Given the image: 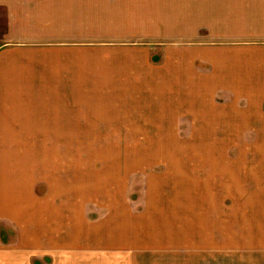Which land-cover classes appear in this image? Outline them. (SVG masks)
Wrapping results in <instances>:
<instances>
[{
    "label": "rangeland",
    "instance_id": "1",
    "mask_svg": "<svg viewBox=\"0 0 264 264\" xmlns=\"http://www.w3.org/2000/svg\"><path fill=\"white\" fill-rule=\"evenodd\" d=\"M11 2L16 16L0 9V46L20 45L10 65L32 82L0 84V116L31 112L32 132L0 148V169L11 163L28 178L16 180L17 199L53 207L62 222L24 249L31 224L18 215L28 206L10 198L0 264H56L74 252L110 264H264V76L227 77L220 66L243 55L223 41L219 0ZM153 178L162 204L152 206ZM147 215L167 219L162 237ZM124 225L114 246L66 238Z\"/></svg>",
    "mask_w": 264,
    "mask_h": 264
},
{
    "label": "crops",
    "instance_id": "2",
    "mask_svg": "<svg viewBox=\"0 0 264 264\" xmlns=\"http://www.w3.org/2000/svg\"><path fill=\"white\" fill-rule=\"evenodd\" d=\"M219 2L222 4L221 8V16H220V27H221V33L222 37L224 38L223 41L229 45L237 46L236 52L239 55L240 53L243 56H237L238 58L231 56L227 59H224L220 64L225 65L226 74L227 77H230L231 75H235L236 77H242L243 74L246 78H252L255 82V76H264V0H219ZM7 6L10 9L9 14L12 16H16V7L17 5L15 3H10V0H0V9L5 8ZM7 8V9H8ZM225 10V11H224ZM224 11V12H223ZM4 12V11H3ZM77 12V10H76ZM208 17H206L205 24L207 23ZM227 29V30H224ZM20 45H12L10 43H6L2 46H0V84L3 82L8 83H26V82H32V81H26L22 79L23 76L29 75V72L18 74L16 72L17 66H11L10 63L13 61H21L22 55H20L19 49H15L19 47ZM32 48V47H31ZM30 54H32V49L30 51ZM230 52V51H226ZM253 53V58L249 59L246 56V53ZM32 58V57H31ZM76 65H74L75 67ZM235 73V74H233ZM3 76H13L16 80H2ZM70 78H75L70 77ZM71 82H78L75 81V79H71ZM258 82V80H257ZM264 82V81H262ZM21 100H28L32 101V93H30L29 97H20ZM21 132H28V137H31L29 134L32 132V114L31 112H23L20 111L13 113H8L0 116V148L4 147H20V133ZM3 155V152H2ZM4 169L2 170V174H5V176H0V179H5L9 183L10 190L2 191L1 192V200H0V214H7L9 211H14L13 209L7 208L6 205H9V201L13 198L17 200L18 205L21 206H28L24 207L26 208V212L21 210V213L18 215L23 216V220L25 224L29 223L31 224L30 227L26 229V231H23V241L22 247L25 249H28L30 246H32V250L35 249V242L38 243L35 239H40V237H43L46 235V230L49 231L50 223H56L55 221L62 222L61 214L56 217L53 211H56L51 208H47L49 205L45 204L44 206L47 208H42L43 203H37L34 200H27L23 198L22 192H20L19 199H17V193L14 191L17 190L15 182L16 180L19 182L17 187L19 185H22L24 187L25 181L28 178L24 177L21 178V176H15L17 170L13 169L11 163H4L3 164ZM227 169V168H226ZM225 169V170H226ZM13 170V174L11 173ZM1 174V173H0ZM12 174V175H10ZM110 172H108L106 176V179H102V181H107L109 178ZM20 180V181H19ZM162 183L160 179H152L150 183V190H149V204L150 205H157L162 204V201L159 199L157 193H160L159 185ZM56 188H59L56 186ZM57 192V191H56ZM60 192V189H59ZM154 195V196H153ZM11 198V199H10ZM10 199V200H9ZM32 206V208H29ZM6 207V208H5ZM10 207V205H9ZM57 212V211H56ZM14 215H16V212H13ZM29 214V215H28ZM32 216V218H31ZM145 219H149L151 226H149L153 230V236L154 237H162L164 233H159L161 227H167L168 221L165 220H158V216L153 217L151 215H147ZM55 220V221H54ZM157 221H161L160 224L157 223ZM32 223H36V228L32 226ZM76 227H78V224H75ZM125 226L123 227H117L121 228V230H117L116 228L110 229V227H107V229L103 232L104 228L101 229L100 232L95 234H90L91 230H84V231H78L76 230L73 233L66 234V238L71 242H76L74 240L75 238H81L79 241H85L88 243V245H91L94 248L100 249L102 246L100 242H103L105 240L107 243H109V246H114L120 238L124 237L126 235ZM161 226V227H160ZM127 230H132L135 233V230L137 232L138 227L133 225H128ZM130 233V237L132 239H142L140 234L137 233ZM32 237V243L29 245L28 239ZM26 239V240H25ZM50 243L52 242L51 240ZM56 246L54 247L55 251L54 253H61L62 247L60 246L59 241H55ZM67 249V248H66ZM23 251V250H22ZM87 253V252H85ZM94 256H98V254H82L81 252H74L72 254V258L70 257L66 259V261H60L57 260L56 264H110L106 261H100V262H93L88 261L92 260ZM24 257H21V259ZM19 259V258H17ZM8 264H25L24 261L17 262H11L8 261Z\"/></svg>",
    "mask_w": 264,
    "mask_h": 264
}]
</instances>
